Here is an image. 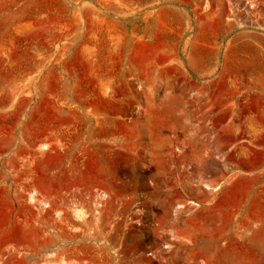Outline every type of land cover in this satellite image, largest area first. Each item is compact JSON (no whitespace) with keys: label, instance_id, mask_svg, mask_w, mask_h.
Masks as SVG:
<instances>
[{"label":"rangeland","instance_id":"374dc122","mask_svg":"<svg viewBox=\"0 0 264 264\" xmlns=\"http://www.w3.org/2000/svg\"><path fill=\"white\" fill-rule=\"evenodd\" d=\"M64 263L264 264V0H0V264Z\"/></svg>","mask_w":264,"mask_h":264},{"label":"crops","instance_id":"0c3cea01","mask_svg":"<svg viewBox=\"0 0 264 264\" xmlns=\"http://www.w3.org/2000/svg\"><path fill=\"white\" fill-rule=\"evenodd\" d=\"M193 98V96H191V99ZM192 105V104H191ZM187 112H188V110H187ZM167 113L168 114H170V117H175V118H177V117H179V115H178V109H176V108H170V109H167ZM187 115H188V117H190V119H193V117H194V115H193V113L192 114H190V113H187ZM114 124H115V122H114V120H112V121H109V120H107V121H105L104 122V125L105 126H109V128H112V127H114ZM118 126V127H117ZM191 126H194V124H193V120H191ZM115 128H120L119 127V125H115ZM121 129V128H120ZM119 132V131H118ZM122 133V132H121ZM225 193H227V192H225ZM231 197L232 196H230V195H227L226 196V198H228V200L227 201H224V202H222V203H219V204H217V206H215L214 208H222V207H226V206H231V205H233L234 203L230 200L231 199ZM214 208H211L214 212H215V209ZM213 212H210L209 211V214L211 215ZM209 220H211V219H209ZM214 224H222L223 223V221H213V220H211ZM212 247H214V246H212ZM212 250H213V248H212ZM205 251H208L209 252V249L207 248V249H205ZM214 255H216V254H214ZM214 257H216V256H214ZM202 260H204V259H202Z\"/></svg>","mask_w":264,"mask_h":264},{"label":"bare ground","instance_id":"6f19581e","mask_svg":"<svg viewBox=\"0 0 264 264\" xmlns=\"http://www.w3.org/2000/svg\"><path fill=\"white\" fill-rule=\"evenodd\" d=\"M204 188H205V189H208V190L212 189V190H214V191H217V190L219 189V186H217V187H211L210 185L205 184V185H204ZM104 196H105V195H104ZM190 202L196 205L195 202H193V201H190ZM47 206H48V205H47L46 203L43 204V208H47ZM183 207H184L183 205H179V204H178L177 209H181V208H183ZM64 264H65V263H64ZM66 264H67V263H66Z\"/></svg>","mask_w":264,"mask_h":264}]
</instances>
